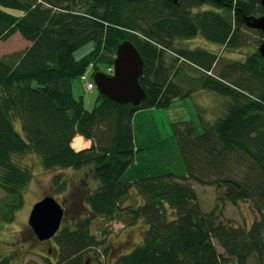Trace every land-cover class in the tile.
Listing matches in <instances>:
<instances>
[{
    "label": "trees",
    "instance_id": "trees-1",
    "mask_svg": "<svg viewBox=\"0 0 264 264\" xmlns=\"http://www.w3.org/2000/svg\"><path fill=\"white\" fill-rule=\"evenodd\" d=\"M262 15L260 0H0V40L20 33L29 41L0 57V230L24 204L33 173L21 158L33 153L56 172V193L68 184L58 170L88 168L98 182L84 198L88 213L63 222L55 245L36 253L44 264H89L113 221L145 228L113 264H264V60L258 51L264 31L248 24ZM244 29L263 38L244 59L222 62L223 50L247 44ZM198 36L221 50L179 45ZM124 40L143 58L145 100L120 104L99 92L87 109L73 94V80L89 66L96 72L99 63L113 65ZM89 42L93 49L77 59L76 50ZM196 93L223 103L211 100L199 113L201 132L193 120L172 122L187 174L123 181L138 151L135 113L169 108ZM77 134L91 144L74 149ZM195 184L223 189V201H249L255 219L249 227L218 221L215 208L203 210ZM27 232L24 241L45 243L30 226ZM12 260L2 255L0 264Z\"/></svg>",
    "mask_w": 264,
    "mask_h": 264
},
{
    "label": "rangeland",
    "instance_id": "rangeland-1",
    "mask_svg": "<svg viewBox=\"0 0 264 264\" xmlns=\"http://www.w3.org/2000/svg\"><path fill=\"white\" fill-rule=\"evenodd\" d=\"M202 8H207V6ZM14 12L19 11L15 10ZM244 33L248 38L247 44L234 51L223 50L222 62H228L230 59H244L247 53L257 47V40L263 38L255 30L244 29ZM28 45V40L23 38L20 33H15L7 40H0V57L12 51L23 50ZM179 45L190 48L202 47L210 50H215L213 46H219L200 36L186 43L179 42ZM92 49L93 43L89 42L76 50L75 57L79 59ZM88 68L84 74L86 78H82L83 75L75 78L72 88L74 96H82L86 108L91 110L97 103L99 91L96 86L91 90L86 87L87 81H93L94 73L93 67L89 66ZM98 68L100 71H107L108 66L99 63ZM211 100L214 105L223 103L220 97L217 98L210 93L206 96L178 98L169 108H146L137 111L133 126L138 151L123 174L122 180L132 182L139 178L167 173L186 175V164L174 136L172 122L174 120H193L201 132L203 126L199 113L205 112L206 108H211ZM16 126L18 130L22 131L20 121L16 123ZM90 144L91 141L80 134H77L72 141L74 149L88 147ZM21 161L31 168L33 175L24 192L23 206L15 213L13 222L6 224L0 230V258L2 255L9 254L13 258V264H44V258L36 253H39L38 251L41 249L46 252L49 247L54 246L53 238L40 244L35 243L36 241L32 239L30 241L23 240L28 233V219L33 205L45 196H53L64 207L65 213L62 223H70L77 216L88 213L87 207L84 206V198L87 192H91L97 187L98 182L92 178L88 168L58 170V173H63V176L67 178L68 184L65 191L56 193L52 185V177L56 172L45 170L39 157L33 153L23 156ZM195 189L203 210L208 212L215 208L218 221L249 227L256 217L249 201H238L234 204L219 199L223 189L201 184H195ZM3 195V191L0 190V197ZM143 225L140 223L125 227L123 222L113 221V229L111 234L107 236L104 248L90 251L93 257L89 260V264H113L115 256L122 252L131 251L141 241L145 229ZM95 229L96 226H93V231ZM105 248H108L106 254H104Z\"/></svg>",
    "mask_w": 264,
    "mask_h": 264
},
{
    "label": "water",
    "instance_id": "water-1",
    "mask_svg": "<svg viewBox=\"0 0 264 264\" xmlns=\"http://www.w3.org/2000/svg\"><path fill=\"white\" fill-rule=\"evenodd\" d=\"M264 7V0H260ZM249 26L264 31V15L251 17ZM264 60V41L258 46ZM143 58L130 40H124L117 46L113 61L112 75L104 71L93 73V82L98 91L120 104L140 105L146 98V91L139 82L143 71ZM64 207L53 196H45L32 207L28 224L39 241L53 238L61 227Z\"/></svg>",
    "mask_w": 264,
    "mask_h": 264
},
{
    "label": "built area",
    "instance_id": "built-area-1",
    "mask_svg": "<svg viewBox=\"0 0 264 264\" xmlns=\"http://www.w3.org/2000/svg\"><path fill=\"white\" fill-rule=\"evenodd\" d=\"M113 72H114V67H113V65H109L108 66V68H107V71H106V73H108V74H113ZM82 78H86V75H83V77ZM86 87H87V89H93L94 87H95V84H94V82L93 81H87V83H86Z\"/></svg>",
    "mask_w": 264,
    "mask_h": 264
},
{
    "label": "crops",
    "instance_id": "crops-1",
    "mask_svg": "<svg viewBox=\"0 0 264 264\" xmlns=\"http://www.w3.org/2000/svg\"><path fill=\"white\" fill-rule=\"evenodd\" d=\"M214 47V49H215V51L218 49L219 50V47L221 48V46H213ZM221 50V49H220ZM219 50V51H220ZM198 95H205L206 96V94L205 93H196L195 95H194V97H196V96H198ZM202 97V96H201ZM204 98V97H203ZM137 113V112H136ZM135 113V114H136ZM135 116V115H134ZM133 121H134V117H133ZM133 130H134V126H133ZM135 140V139H134ZM135 143H136V140H135ZM136 145V144H135ZM137 147V146H136Z\"/></svg>",
    "mask_w": 264,
    "mask_h": 264
}]
</instances>
